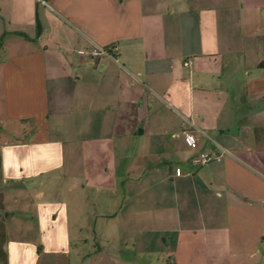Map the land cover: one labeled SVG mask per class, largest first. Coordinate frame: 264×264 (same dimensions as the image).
<instances>
[{
  "label": "crops",
  "instance_id": "1",
  "mask_svg": "<svg viewBox=\"0 0 264 264\" xmlns=\"http://www.w3.org/2000/svg\"><path fill=\"white\" fill-rule=\"evenodd\" d=\"M41 1L0 0V264H264V0Z\"/></svg>",
  "mask_w": 264,
  "mask_h": 264
},
{
  "label": "built area",
  "instance_id": "2",
  "mask_svg": "<svg viewBox=\"0 0 264 264\" xmlns=\"http://www.w3.org/2000/svg\"><path fill=\"white\" fill-rule=\"evenodd\" d=\"M40 2L42 4H45L44 1L40 0ZM117 53H118V47L117 46H114L110 49H106L104 47H100L97 45H92L87 51H79L78 52V54H86L87 56H89L93 60L100 58V57H107L114 62H117V59H116ZM189 65H191L190 61H186L184 63V66H189ZM198 132L201 136H203L208 141H212L204 132H202V131H198ZM182 136H183V139H184L186 145L190 149L195 150L198 140H197V137L195 135H193L192 131L191 130L184 131L182 133ZM221 152L223 155L228 154V152L225 150H221ZM220 160H221V156H215V155H211L209 153L201 152L195 158V163L198 166L203 167V166H207L209 164L215 163V162H219ZM178 174H179V171L177 170V175Z\"/></svg>",
  "mask_w": 264,
  "mask_h": 264
}]
</instances>
